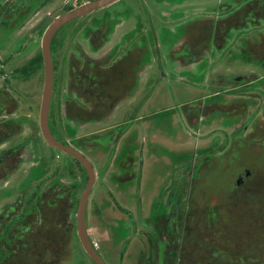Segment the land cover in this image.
<instances>
[{
  "label": "flooded vegetation",
  "instance_id": "1",
  "mask_svg": "<svg viewBox=\"0 0 264 264\" xmlns=\"http://www.w3.org/2000/svg\"><path fill=\"white\" fill-rule=\"evenodd\" d=\"M92 1L0 0V264H98L83 239L108 264L100 237L119 264H264V0H151L187 5L184 23L224 8L177 43L170 74L143 0L57 27L51 144L42 40Z\"/></svg>",
  "mask_w": 264,
  "mask_h": 264
},
{
  "label": "rangeland",
  "instance_id": "2",
  "mask_svg": "<svg viewBox=\"0 0 264 264\" xmlns=\"http://www.w3.org/2000/svg\"><path fill=\"white\" fill-rule=\"evenodd\" d=\"M51 2L48 3V5H52L54 0H50ZM144 6H145V18L149 21V26H151L149 30V39L147 43L145 44H151L152 47L155 50L159 49V54H161L162 63H160L163 67V71L166 74H170L171 71H174V68H176L178 65V61L173 56L174 52L177 51L178 48H180L181 44L179 43L181 40H191V38L196 39L202 37L205 33L203 31V26L205 25V20L207 19V16L210 15V13H217L221 12L223 10V7H217L211 9L210 8H203V11H209L208 13L198 11L197 13L192 15L191 21L188 23H184L185 18V12L184 9H187V13H190L191 10H189V7L187 5H181L171 8V5L167 3L166 6H158L153 5L150 1L151 0H143ZM169 1V0H168ZM171 1V0H170ZM176 1V0H174ZM229 0H220L219 5L221 3L228 4ZM170 6V7H168ZM206 7V5L204 6ZM217 9V10H216ZM41 11V10H39ZM37 13V16H40L39 12ZM192 13V12H191ZM216 16V15H214ZM190 17L189 14H187V18ZM176 21H179L176 23ZM152 23V25H150ZM183 50V48H182ZM182 53V51L180 52ZM167 81L168 79H164ZM165 90L167 92L166 94V101L165 105H175L176 109H179L180 102L184 101L182 99L183 93H179L177 89H175L173 86H170L169 84L165 83ZM164 90V89H163ZM162 106V105H161ZM183 106H181V110ZM123 171V170H122ZM120 179V176H118ZM100 242V250L101 253L106 258L108 264H119L118 260V252L117 248H110L109 243L104 238H99Z\"/></svg>",
  "mask_w": 264,
  "mask_h": 264
},
{
  "label": "water",
  "instance_id": "3",
  "mask_svg": "<svg viewBox=\"0 0 264 264\" xmlns=\"http://www.w3.org/2000/svg\"><path fill=\"white\" fill-rule=\"evenodd\" d=\"M110 1L113 0H97V1H92L88 3L87 5H84L81 8H78L76 10H73L61 17H58L54 20V22L50 25L48 28V31L44 35V38L42 40V52H43V58H44V63H45V84H44V91H43V98H42V103H41V109H40V124H41V129L43 132V135L47 139V141L51 144H55L49 135V131L47 128V109H48V103H49V96H50V89H51V80H52V72H51V63H50V57H49V40L51 38L52 33L55 31V29L65 22L69 21L70 19L81 15L93 8L102 6ZM60 148L64 149L65 151L73 152L59 144H57ZM74 154V153H73ZM89 168V167H88ZM89 173L90 177H92V171L89 168ZM83 210H84V199L81 202V208L79 212V228H80V234L83 236V225H82V218H83ZM83 243L85 246V249L87 252L91 255L93 259L98 264H103L101 259L98 257V255L85 243L83 239Z\"/></svg>",
  "mask_w": 264,
  "mask_h": 264
}]
</instances>
